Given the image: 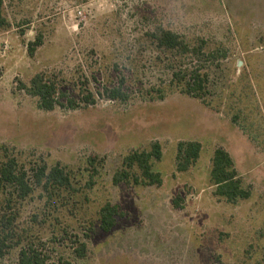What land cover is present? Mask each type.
I'll list each match as a JSON object with an SVG mask.
<instances>
[{"label":"rangeland","instance_id":"1","mask_svg":"<svg viewBox=\"0 0 264 264\" xmlns=\"http://www.w3.org/2000/svg\"><path fill=\"white\" fill-rule=\"evenodd\" d=\"M4 16L0 158H18L30 174L60 163L73 189L50 200L35 185L14 203L16 239L0 264H17L30 243L50 264H264V0H4ZM161 28L191 46L205 41L213 58L158 48L152 35ZM195 68L209 76L203 99L176 87L174 73ZM41 72L57 82L64 106L41 109L26 91ZM118 86L126 101L105 92ZM157 141L163 184L115 185L124 157ZM189 141L202 144L201 156L179 172L178 144ZM218 147L231 154L250 199L215 195ZM108 202L121 215L104 232Z\"/></svg>","mask_w":264,"mask_h":264},{"label":"trees","instance_id":"2","mask_svg":"<svg viewBox=\"0 0 264 264\" xmlns=\"http://www.w3.org/2000/svg\"><path fill=\"white\" fill-rule=\"evenodd\" d=\"M7 24L4 16V0H0V29ZM153 38L158 48L165 51H176L183 55H195L206 58H213L212 54L205 52V41L198 46H191L182 35L161 28L153 33ZM43 43V37L29 43L28 50L30 56H35L39 46ZM3 76L0 68V78ZM178 82L176 87L194 97L203 99L207 94L208 74L201 69H185L174 73ZM174 82V81H172ZM26 91L32 96L39 98V107L51 111L57 106H64L59 100L58 84L53 79L47 78L45 73L36 74L30 85H24ZM108 97L113 100H127V95L121 86L112 89L106 88ZM86 95L85 99L92 102ZM77 105L70 100V107ZM202 144L198 141L180 142L177 152V171L186 172L197 163L201 156ZM163 157L160 142L152 144L150 151L136 150L128 154L123 159L122 168L117 170L113 176L115 185L121 183H133L138 186H160L163 184V175L154 166L155 160ZM96 157H90L89 162L93 166L92 177L99 173L95 162ZM95 165V166H94ZM211 179L216 186L215 195L225 198L230 203H237L239 200H248L252 196V191L244 186L239 175L234 159L223 147H218L213 156V166L211 169ZM93 180V179H92ZM42 188L50 200L62 195L61 192L73 189L71 175L60 163L52 167L43 165L36 168L30 174L20 160L14 156L0 158V259L6 255V251L11 247V243L16 239L15 221L18 213L12 211L14 203L28 198L34 186ZM176 205L179 203L177 201ZM121 215L120 206L111 202L106 203L100 210L101 228L104 232H110L117 223L118 216ZM87 243L80 242L75 249L77 256L83 258L87 255ZM62 264H74L72 261L62 259ZM17 264H50L49 256L36 243H30L21 248Z\"/></svg>","mask_w":264,"mask_h":264},{"label":"water","instance_id":"3","mask_svg":"<svg viewBox=\"0 0 264 264\" xmlns=\"http://www.w3.org/2000/svg\"><path fill=\"white\" fill-rule=\"evenodd\" d=\"M242 64H243V61H240V62H239V65H242Z\"/></svg>","mask_w":264,"mask_h":264}]
</instances>
